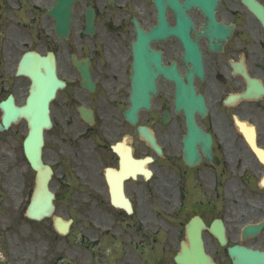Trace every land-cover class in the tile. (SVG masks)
I'll return each mask as SVG.
<instances>
[{"label": "flooded vegetation", "instance_id": "1", "mask_svg": "<svg viewBox=\"0 0 264 264\" xmlns=\"http://www.w3.org/2000/svg\"><path fill=\"white\" fill-rule=\"evenodd\" d=\"M53 1L21 0V56L27 50L55 55L64 86L50 104L43 155L63 206L82 200L83 216L96 206L99 254L98 261L80 253L65 262L59 255L50 264H179L174 256L182 244L190 247L192 218L200 221L191 225L215 264H241L228 253L234 245L264 252V0H193L189 8L188 0H179L191 22H180V36L150 43L160 55L145 58L148 77L141 88L153 81L156 92L149 108L136 110L135 121L124 113L138 91L133 43L137 25L148 31L156 23L153 0H82L80 8L73 6L64 40L46 12ZM89 7L92 31L86 28ZM165 10L168 25L175 26V12ZM2 54L0 45V75ZM11 55L13 60L17 52ZM172 72L202 101L204 110L185 95L191 120L175 109L178 83L166 77ZM20 79L0 88V95L8 90L22 103L17 87L23 94L25 77ZM139 125L152 133L160 154ZM189 135L195 157L187 162ZM250 223L261 224L255 234L243 230Z\"/></svg>", "mask_w": 264, "mask_h": 264}, {"label": "rangeland", "instance_id": "2", "mask_svg": "<svg viewBox=\"0 0 264 264\" xmlns=\"http://www.w3.org/2000/svg\"><path fill=\"white\" fill-rule=\"evenodd\" d=\"M81 5H78L80 8ZM28 20L32 15H26ZM0 45L3 46L4 70L0 75L1 85L8 84L12 86L21 79L11 76L13 61H17L21 53V0H0ZM8 49H10L8 51ZM17 52L12 60L11 52ZM1 64V61H0ZM26 85L28 79L25 78ZM21 88L17 87L19 100H23ZM5 94H1L0 98ZM23 124L21 121L10 127L8 130L0 133V264H38L47 263L52 257L63 254L67 259H71L70 254L83 252L94 257L98 254V244L91 245L95 231L88 233L87 226L89 219H95L96 206H93L88 214L89 217H83V206L81 202L75 206H63L58 198L56 201V210L59 215L67 216L66 211L74 217L73 231L81 232L82 240L76 238L74 234H69V238L63 240L55 238L52 231L50 219L41 221L30 220L23 215V202L25 194L23 184L27 186L33 180V170L29 167L27 161L23 158L21 140L23 137ZM53 186V181L50 182ZM87 207V208H88ZM67 209V210H65ZM97 221L98 217L96 214ZM30 230L29 237L22 236L23 230ZM92 232V233H91ZM95 232V233H94ZM30 240L28 246L22 245V241ZM63 240V241H62ZM37 241V243H33ZM22 245V246H21ZM87 245V249L84 247ZM88 246H92L88 248ZM96 251V253H95ZM67 252V253H65ZM25 253V254H24ZM34 254V256H33ZM33 256V257H32Z\"/></svg>", "mask_w": 264, "mask_h": 264}, {"label": "water", "instance_id": "3", "mask_svg": "<svg viewBox=\"0 0 264 264\" xmlns=\"http://www.w3.org/2000/svg\"><path fill=\"white\" fill-rule=\"evenodd\" d=\"M74 1L76 0H56L53 7L48 10V13L54 17L56 23L55 29L58 36H65L67 34L71 4ZM156 2H158V0H156ZM161 22L152 33L153 36H163L166 31L174 34L176 33L175 29L171 31V29L164 27ZM139 35L149 36L141 30H139ZM140 47H142V44ZM139 53L142 54V49H140ZM18 72L20 74L22 72L29 77V93L26 97L25 104L21 106H16L11 96L0 102V107L3 110L0 130L6 129L11 122L16 121L20 117L26 120L27 134L23 140V150L29 165L35 170V187L26 210V215L33 219H40L43 216L50 215L53 211V193L49 190L47 185L51 169L42 161L41 146L43 144V129L51 125L48 104L55 94L56 87L62 85V83H60V80L56 77L55 61L51 54L40 56L37 53H27L24 60L20 59L19 61ZM143 95V100L139 98L141 100V104L139 105L146 107L148 104L147 91L144 92ZM177 102H180V95L177 96ZM178 105L181 107L180 104ZM54 222L59 232H66L67 224L63 223L59 217H55ZM219 238L223 240L220 234ZM244 253L241 252V254L247 258L244 259L246 262H258L262 257L257 251L252 252L246 250ZM179 261H198L199 264H208L203 255L188 253L186 250H184V254L180 257Z\"/></svg>", "mask_w": 264, "mask_h": 264}]
</instances>
